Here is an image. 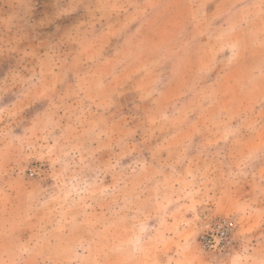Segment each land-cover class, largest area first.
<instances>
[{
	"label": "rangeland",
	"instance_id": "rangeland-1",
	"mask_svg": "<svg viewBox=\"0 0 264 264\" xmlns=\"http://www.w3.org/2000/svg\"><path fill=\"white\" fill-rule=\"evenodd\" d=\"M0 264H264V0H0Z\"/></svg>",
	"mask_w": 264,
	"mask_h": 264
}]
</instances>
